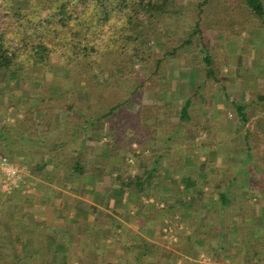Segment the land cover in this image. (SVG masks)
<instances>
[{"label": "trees", "instance_id": "obj_1", "mask_svg": "<svg viewBox=\"0 0 264 264\" xmlns=\"http://www.w3.org/2000/svg\"><path fill=\"white\" fill-rule=\"evenodd\" d=\"M163 25L170 30L153 58L154 75L162 78L184 51L200 50L208 76L218 82L225 65L219 44L264 29V0H0V158L19 154V165L34 177L63 172L71 184L92 186L94 195L111 189L135 205V222L155 241L143 239L136 264L158 254L153 263L177 264L178 252L197 259V242L212 259L204 264L224 263L239 246L246 253L242 264H264V217L251 197L242 198L246 190L264 196V88L248 101H231L236 124L228 131L244 158H223L217 166L224 138L213 130L215 116L191 113L196 96L180 109L175 100L144 104L137 96L145 81L135 86L126 74L135 59L148 62L146 51ZM210 35L219 41L214 49ZM57 67L66 76L23 89L28 73ZM133 103L135 113L128 108ZM104 138L108 155L91 166L88 143ZM16 193L0 207L7 213L0 221L14 215ZM166 227L178 236L174 251L160 244L167 243ZM6 246L14 241L0 227V250ZM10 261L0 264H25Z\"/></svg>", "mask_w": 264, "mask_h": 264}, {"label": "crops", "instance_id": "obj_2", "mask_svg": "<svg viewBox=\"0 0 264 264\" xmlns=\"http://www.w3.org/2000/svg\"><path fill=\"white\" fill-rule=\"evenodd\" d=\"M240 39L239 45L236 43L230 47L225 45L223 49L225 68L223 67L220 72L223 73V77L234 81L232 88H235V93L240 91L246 99L248 92L264 88V29L245 32ZM193 62L197 64V61ZM198 70H191V77L188 74L186 76L193 78V75L199 73L196 78H200ZM47 175L50 180L34 177L32 194H27L26 197L17 194L19 203L23 202L15 204L14 215L8 217L6 215L0 221L1 229L6 231L5 237L11 235V240L14 241L13 248L10 246L2 248L0 258L22 259L25 264L110 263L114 254L111 247L114 244L111 239L114 230L112 224L117 221L125 224L127 220L134 219L138 211L136 206L115 197L111 189L98 190L100 193L95 195L93 189L88 190L90 188L88 186L77 189L78 182L71 184L76 190L73 191L74 194H70L66 191L70 190L68 187L70 182L58 184L57 187L55 186L57 180L54 181L52 178L53 173L48 171ZM109 194L114 196L113 199L108 197ZM81 195H89L91 200L88 201V196L82 198ZM257 201L254 202L256 212L264 217V201L260 203ZM105 217L107 219L103 220ZM129 224L130 238L140 240L136 245L140 248L143 239L147 240L149 236L145 235L144 238L143 235L139 236L138 226L133 222ZM195 245L193 247L196 250ZM241 247L225 255L222 264H242L241 258L246 253L245 248ZM197 251L201 253L203 250ZM5 253L7 255H4ZM197 263L204 264L198 261Z\"/></svg>", "mask_w": 264, "mask_h": 264}, {"label": "rangeland", "instance_id": "obj_3", "mask_svg": "<svg viewBox=\"0 0 264 264\" xmlns=\"http://www.w3.org/2000/svg\"><path fill=\"white\" fill-rule=\"evenodd\" d=\"M231 3L234 2L235 0H229ZM193 13V8L192 9H187L185 11L186 15H191ZM161 30V33L156 36L155 39L151 40L149 44V48L146 51V56L149 57L145 63H140L137 61V59L134 60L133 63L129 66V72L126 73L129 78H133V85L137 86L140 84L141 81H145L146 85L144 89H141L138 91L139 96L138 99L141 100L144 104H153V103H160L162 104L164 101L165 102H172L175 100L178 109H180L183 105L184 99L185 98H190L192 96H196L193 98L192 101V106H191V113L195 115V117H216L215 118V124L213 126V130L215 133L219 134L220 132L222 133V138L223 141L221 143H218L216 147V154L217 157H215V163L217 166H224L222 159H228V157L233 156L232 160H238L241 161L244 158V149L241 148H234L232 146V140L235 138V134H230L228 131V127L230 126H235V109L231 105L232 100H239V101H248L251 94L254 92H248L247 98H243V94L235 93V88L233 89V85L235 84L234 81L231 78H225L223 77V73L221 72L217 73V78L219 81L217 82L214 79H210V76H208L207 71H206V64L204 62V54L201 52H195L192 50L184 51L183 56L179 60H177L174 63H169L165 67V71L163 74V77H157L155 76V61L153 60L154 57H157L162 51V45L164 44V35L170 30V28L166 25H163ZM217 34V33H216ZM219 35H222L223 32H219ZM216 35H210L209 37V46L211 48H216V44L219 43L218 39L215 38ZM241 36H238L236 38H233L229 41H224L219 44L218 47V52L220 55L224 57L223 54V49L225 45L230 47L231 45H234L235 43L239 45V42L241 41L240 39ZM148 55V56H147ZM146 59V58H145ZM194 59V60H193ZM193 61H197V64H195ZM226 61H224L225 64ZM144 64V65H143ZM199 69H197V68ZM224 66H222L223 68ZM221 68V70H222ZM225 68V67H224ZM198 70L201 74L200 78H196V76H199L195 74L193 75V78H189L186 75L188 74L190 77L192 75L191 70ZM160 72V71H159ZM158 73V72H157ZM67 71L64 70L61 67H57L54 72L52 71H46V73L42 74L40 71L35 72V73H28L26 75L25 80L22 84L23 89L25 90H31L32 88L38 87L41 85L42 80L44 81H51L53 76H59V77H64L66 76ZM155 74V75H154ZM5 78V76H3ZM9 78V76L7 77ZM209 78V79H208ZM199 79V80H198ZM242 91V88H239ZM246 89V88H244ZM238 91V90H237ZM239 94V95H238ZM224 95L229 98L225 99ZM244 100H243V99ZM168 104V103H167ZM129 110L135 113L138 109V104L133 103L132 105L128 106ZM58 114V112H57ZM22 116H20L21 118ZM14 122V118L7 119V121ZM0 122H4V118L1 115L0 116ZM234 123V124H233ZM202 137L205 139L207 138L205 134H202ZM107 142V140L104 138L102 141H90L88 143V148H89V164L92 166L96 162H101V160L108 155V152L105 151V146L104 143ZM25 153V152H24ZM27 154V153H25ZM13 156V155H12ZM19 154L16 155V157H11L10 160L13 162L15 165L19 167L25 168V171L23 173V178L22 181L24 182V185H17V187L10 189L9 191L3 190V188L0 187L1 194L0 193V207L2 206H8L9 202L8 200L10 199L11 195H15V192L17 190L20 191V195L23 197H26L27 194H32L33 192V187H34V176L30 174L28 166L25 165H19L20 160H19ZM202 160H204V156L201 157ZM25 159V158H24ZM105 159V158H104ZM50 171V170H49ZM50 173H53V176L57 175L55 178H53L55 182V186H59L62 183L65 184L64 182H69L67 179H65V175L63 172H59L58 174H55L52 170ZM36 178V177H35ZM57 178V179H56ZM41 179V178H39ZM22 182V183H23ZM59 184V185H58ZM70 190L66 191L69 192L70 194L73 193V186H71V182L69 183ZM73 184V183H72ZM76 184V183H74ZM66 186V185H65ZM64 186V187H65ZM82 185H78L77 189H82ZM88 190H92V186L88 185ZM248 191L249 195H243L242 198L245 199V197H251V201L254 203L256 200L257 202H262L264 200L263 192H256V191H251V190H246ZM19 194V193H16ZM113 194V193H112ZM109 194V198L113 199V195ZM88 196V201L91 200L89 198V195H81L82 198ZM113 196V197H112ZM91 197V196H90ZM94 197V196H93ZM190 200L191 198L188 197ZM87 199V198H85ZM39 201V199H38ZM21 201L20 203H22ZM19 201L15 202L16 205L20 204ZM15 205V206H16ZM118 207L120 205L117 204ZM71 210V209H70ZM106 213V212H105ZM6 211L4 209L0 210V218L5 216ZM107 217L103 218V220H106ZM111 220V219H109ZM133 222V224L138 226V235L142 236L143 238L146 235L140 230V225L135 222L134 219H129L125 224L121 223L120 221L114 222L112 226L114 227V230L111 234V239L114 242V244L111 246L114 250L113 254V260L108 263V264H136V259L137 256H139V253L141 250L140 248L136 247L138 243H140V240L138 239H131L130 237V230H129V223ZM119 223H121L119 225ZM129 224V225H128ZM5 228V227H2ZM165 229L171 230V234H165L163 237V240H166L167 243L164 244L163 242H160L161 246L168 251H174L176 248H173V244L177 242L178 236L175 235L173 229L171 227H166ZM164 229V230H165ZM120 231V232H119ZM6 231L5 229H1V234H5ZM171 236L175 237L172 238ZM153 243L155 242L154 240H151ZM150 241V237H148V242ZM159 243V242H157ZM196 244V243H195ZM203 246L201 244L195 245L196 250L202 251ZM201 248V250H200ZM4 249V248H3ZM2 249L0 250V254ZM7 252H9L7 250ZM4 253V252H2ZM176 253V252H175ZM179 258L177 260V264H198V262L202 263H212V259L210 255H207L205 252H201L199 254L198 259H193L191 258L190 254H183V253H177ZM176 254V255H177ZM4 255H7L6 253ZM161 259L160 254L158 256H155L152 260H146V257H143V262L144 264H155L153 261L156 259ZM164 260V257L162 258ZM0 260L10 263L9 260H3L0 258ZM162 260V261H163ZM196 262V263H195ZM216 263V262H215Z\"/></svg>", "mask_w": 264, "mask_h": 264}, {"label": "built area", "instance_id": "obj_4", "mask_svg": "<svg viewBox=\"0 0 264 264\" xmlns=\"http://www.w3.org/2000/svg\"><path fill=\"white\" fill-rule=\"evenodd\" d=\"M25 168L15 165L7 158H0V187L5 191H9L12 188L17 187L22 183V177ZM22 175V177H21ZM24 183V182H23ZM167 234H171V230L165 229ZM172 238H175L171 236Z\"/></svg>", "mask_w": 264, "mask_h": 264}]
</instances>
